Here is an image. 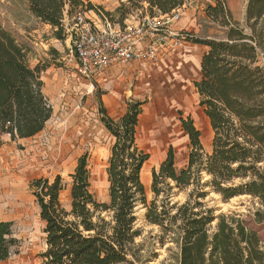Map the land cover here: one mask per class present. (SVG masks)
<instances>
[{"label": "trees", "instance_id": "obj_1", "mask_svg": "<svg viewBox=\"0 0 264 264\" xmlns=\"http://www.w3.org/2000/svg\"><path fill=\"white\" fill-rule=\"evenodd\" d=\"M119 2L117 24L123 26L134 10L139 16L169 14L184 0ZM27 6L36 19L52 27L57 39L63 37L66 18L72 20L85 10L100 13L101 8L84 0H27ZM206 15L227 28L225 40L186 38L207 48L194 87L213 132L211 151L204 150L192 118L180 113L189 141L186 163L178 168L169 147L151 172L153 199L148 202L140 173L149 154L137 141L142 103L130 101L113 119L99 97L100 121L114 138L106 167L108 201H98L91 192L87 153L69 174L68 210L60 200L66 188L60 175L34 178L30 188L46 244L41 264L125 261L128 245L140 235L134 226L137 203L146 208L147 222L159 228L160 243L177 246L179 264H264V241L249 222L235 212L215 215L205 202L211 192L223 201L247 195L257 202L251 219L264 221V0H247L245 20L251 34L239 27L225 0L207 5ZM28 54L0 23V146L3 135L14 140L37 134L52 113L40 80L46 66L31 68ZM179 192L184 200L174 201ZM12 226L0 221V262L19 245Z\"/></svg>", "mask_w": 264, "mask_h": 264}, {"label": "rangeland", "instance_id": "obj_2", "mask_svg": "<svg viewBox=\"0 0 264 264\" xmlns=\"http://www.w3.org/2000/svg\"><path fill=\"white\" fill-rule=\"evenodd\" d=\"M93 1L97 3L94 5L101 7L98 10L100 13L92 9L85 10L82 14L94 20L96 18L103 20L105 17L110 22L119 21L120 15L115 11L119 6V0ZM84 2L93 4L90 0ZM209 2L215 4V0H184V7L180 8V18L189 16L193 24L181 32L190 34L194 38L225 40L227 28L206 15ZM111 4L117 5L116 8L111 12L105 10ZM243 5V0H234L236 11H240ZM106 11L110 14L107 15ZM134 11L131 12L133 15L140 13L138 10ZM236 22L245 34H251L244 18L240 17ZM0 23L20 44L29 49L28 65L31 66L38 61L40 67L51 68L50 71L55 72L52 75L56 77L54 81L59 82V85L63 84L64 88L47 96L52 115L45 122L44 134L38 144L42 149L38 158L45 163L34 164L33 159L37 154L28 151L25 143L16 145L10 153L11 175L5 178L8 182L0 186V220L12 222L19 245L16 252L0 264H41L42 262L40 254L46 249L44 223L39 218L38 205L29 188L32 179L36 177L53 179L56 175H60L66 185L60 200L68 210L71 182L69 174L73 172L78 158L87 153L91 192L98 201H108L109 184L106 167L114 138L100 121L99 97L102 102L103 98L108 99L106 105L110 112L112 109L115 110L111 112L114 114L124 111L130 101L142 103L137 141L149 154L148 160L142 167L145 178L143 185L148 202L153 199L150 189L151 172L153 169H158L169 147L173 150L175 165L178 168L186 163L189 141L181 128L180 113L184 117L189 115L192 118L194 125L200 131L204 150L211 151L213 132L203 109L198 105V95L194 87V81L200 77L197 61L189 60L187 68L182 69L180 73L172 71L176 66L173 64L168 69L154 71L151 76L145 75L139 79L133 78L131 81L107 78L105 81L96 82L81 77L74 68V61H69L71 19H65L63 37L57 39L53 35L52 27L45 28L44 23L30 13L27 0H0ZM196 53L200 54V52ZM258 59L260 61L262 59L260 52ZM187 97L189 101L186 102ZM166 133L165 142L158 152H155L153 148L156 146L151 144L147 135L158 134L162 139ZM3 137L5 136L3 135L2 139ZM58 145L60 147H57ZM55 147L61 149V153ZM1 187H4L5 192ZM184 198L183 192L173 196L174 201H183ZM205 202L213 208L215 215L238 213L249 222L264 241V221L257 223L251 219L257 202L250 196L242 195L223 201L218 194L211 192ZM145 213L146 208L141 203H137L134 209L136 216L134 226L139 229L140 235L128 245L126 260L117 264H179L177 246L169 241L163 245L160 243L159 228L147 222Z\"/></svg>", "mask_w": 264, "mask_h": 264}, {"label": "built area", "instance_id": "obj_3", "mask_svg": "<svg viewBox=\"0 0 264 264\" xmlns=\"http://www.w3.org/2000/svg\"><path fill=\"white\" fill-rule=\"evenodd\" d=\"M180 8L152 17L135 13L130 15L135 21L127 18L123 26L105 17L94 20L79 14L69 29V61H74L78 73L88 79L115 63L135 62L140 69H147L157 63L161 53L177 49L188 36L171 28V23L180 18Z\"/></svg>", "mask_w": 264, "mask_h": 264}, {"label": "crops", "instance_id": "obj_4", "mask_svg": "<svg viewBox=\"0 0 264 264\" xmlns=\"http://www.w3.org/2000/svg\"><path fill=\"white\" fill-rule=\"evenodd\" d=\"M90 1L93 2V4H97V3H94L93 0H90ZM226 2H227V7L229 11L231 12V15L235 21L239 20L240 17L245 19L247 0H243L244 5L240 9V11H236L235 6H234V0H226ZM208 4H213V2H209ZM116 6L117 5L111 4L108 7H106L105 10H108L111 12L116 8ZM191 11H193V9H191ZM128 20L130 22L135 21L130 16ZM192 24H193V21L190 20L189 16H186V17H181L178 20L172 22L171 28L177 32V31H182L183 29L187 30V27H189ZM43 26L45 28H51V26L48 24H43ZM188 36L192 37V35L190 34H188ZM206 49L207 48L204 45L193 43L186 38L184 41L181 42V45L177 49L166 50L165 52L161 53L157 63L150 65L147 69H140L135 62H129L126 64L115 63L111 67H109L104 73L100 74L93 80L96 82H100L101 80L105 81L107 78H111V79L115 78L120 81H131L133 78L139 79L145 75L151 76L154 71H157L158 69H163V70L168 69L169 66L171 67L173 64H176V66L174 65L175 68L172 69V71H174L175 73H180L182 69L187 68L188 66L187 62L189 60H192V61L195 60V62L197 61V64L199 65L202 55L206 51ZM196 52H200V54L198 55ZM33 65H31L30 67L34 68L35 66L39 65L38 61H35ZM74 68L76 70L75 65H74ZM50 70L51 68L45 67V69L43 70V73L40 75V80L43 83L42 93L44 94L46 99L48 98L47 97L48 94H53L58 90L64 89L63 84L59 85V82H55L56 80L54 81L56 77L55 76L53 77L52 75L55 72H52ZM184 71L185 70H183V72ZM80 76L84 77L82 75ZM107 100L108 99L103 98V105L105 109L107 108L106 111L109 112V113L107 112L108 115L113 119L119 118L124 113L125 110L120 113H115V114L111 113L112 111H115V110L112 109L110 112V110L108 109L106 105ZM43 134L44 133L42 129L40 132H38L37 134L31 137L17 138L14 140H11L9 135H4L5 137H3V143L0 146V186L6 184V182H8V179L6 181L5 178L11 175L10 170H11L12 162L10 160L11 159L10 153L12 152V150L15 148L16 145L25 143L27 145L28 151H32L37 154L34 159L30 158L34 160V164L43 165L45 163V161H42L40 158H38V155L41 153V150H42L38 146V144ZM57 147H60V145H58ZM57 147H55V149H59ZM44 151L45 150L43 149V152ZM59 153H61V149H59ZM33 160H30V162H33ZM30 183H29V188H30ZM3 189L4 187H1V190L5 192V190ZM0 221H4V220H0Z\"/></svg>", "mask_w": 264, "mask_h": 264}, {"label": "bare ground", "instance_id": "obj_5", "mask_svg": "<svg viewBox=\"0 0 264 264\" xmlns=\"http://www.w3.org/2000/svg\"><path fill=\"white\" fill-rule=\"evenodd\" d=\"M186 102L189 101V98L187 97ZM138 130H140V126H139V129H137V140H138V135H139V132ZM151 134H148V139L149 141L151 142V144L155 145L156 147H154V151L155 152H158L159 148H161V145L165 142L166 138H167V133L163 135L162 139H161V136L160 135H155V136H150ZM140 178H141V181L142 183L144 184L145 183V178H144V173H143V168L141 169V173H140Z\"/></svg>", "mask_w": 264, "mask_h": 264}]
</instances>
